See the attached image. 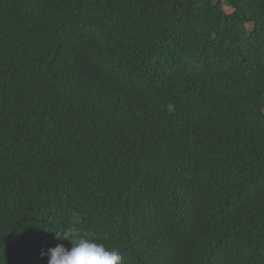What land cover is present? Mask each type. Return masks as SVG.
<instances>
[{
  "label": "trees",
  "instance_id": "obj_1",
  "mask_svg": "<svg viewBox=\"0 0 264 264\" xmlns=\"http://www.w3.org/2000/svg\"><path fill=\"white\" fill-rule=\"evenodd\" d=\"M74 212L123 264H264V0H0V264Z\"/></svg>",
  "mask_w": 264,
  "mask_h": 264
},
{
  "label": "clouds",
  "instance_id": "obj_2",
  "mask_svg": "<svg viewBox=\"0 0 264 264\" xmlns=\"http://www.w3.org/2000/svg\"><path fill=\"white\" fill-rule=\"evenodd\" d=\"M84 223V216L74 212L67 227L54 231L56 238L62 242L69 241L71 248L59 243L42 252V256H48V264H123L120 252L97 242L94 232L81 227Z\"/></svg>",
  "mask_w": 264,
  "mask_h": 264
}]
</instances>
